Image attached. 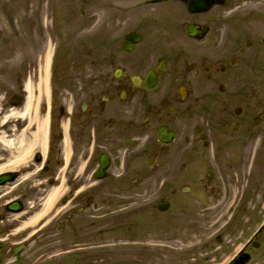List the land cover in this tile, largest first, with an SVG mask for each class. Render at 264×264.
<instances>
[{"label":"flooded vegetation","instance_id":"af4514ba","mask_svg":"<svg viewBox=\"0 0 264 264\" xmlns=\"http://www.w3.org/2000/svg\"><path fill=\"white\" fill-rule=\"evenodd\" d=\"M200 5L115 0V39L103 35L102 54L84 67L74 59L79 70L51 72L48 103H25L27 80L37 97L38 72L23 63L0 70V264H90L92 256L104 264L103 219H132L108 218V208L132 201L107 202L108 192H146L151 216L140 219H163L162 229L225 200L244 150L264 135V0ZM11 27L19 48L44 37L36 24L29 36L25 25ZM160 201L166 210L152 215ZM239 216L189 244L185 228L127 234L125 256L163 264L173 253L178 264H203L195 255L204 246L211 264H261L249 255L264 235L250 237L258 219L228 238Z\"/></svg>","mask_w":264,"mask_h":264},{"label":"rangeland","instance_id":"374dc122","mask_svg":"<svg viewBox=\"0 0 264 264\" xmlns=\"http://www.w3.org/2000/svg\"><path fill=\"white\" fill-rule=\"evenodd\" d=\"M114 2L115 0H0V70H14L15 68V70H17V66L23 63L27 72H43L44 56L49 49L54 47L58 48L57 55L60 57V62L56 65L58 70H79L76 69V64H72L74 59L80 60L78 61L79 66L84 67L87 56H100L102 54V52L99 51L100 47L97 41L101 40L103 35L105 40L115 39ZM18 24H21V27L23 25L26 26V34L28 36L30 35V27L36 24V28L44 29L42 31L44 37H41L39 41L35 38L30 40L29 37H27L24 48H19L20 37H14V31H11L13 29L11 26H18ZM19 31L20 27H17L15 30L16 36H18ZM49 35L51 36V42L46 44L45 40L48 39L47 37H49ZM39 55L41 56L40 59ZM72 67H74V69H71ZM254 79L258 80V77ZM256 86L258 87L257 83ZM263 127L264 124L261 128L264 129ZM236 135H241V133H236ZM255 136L256 139L251 141L248 150H244L246 157L244 165L238 168V171L234 173L233 176L229 177L230 181L226 183V185L230 184V186H227L229 190L225 200L210 199L205 205L204 203L200 204L197 210L199 214L197 219H169L171 228L165 224L166 226L164 229H162V225L158 227V224H160L163 219H147V217L144 219H136V221L140 223L139 227L133 226L128 230V233L119 230L118 225L122 223L120 219H103L104 221L102 224L105 225L106 232L102 236L101 247L106 248L105 250H101L104 252L100 254L105 261L104 264H119L122 258H126L124 256L128 253L125 252V248L123 249V247L126 246H121L120 243L132 241L127 239V234L138 235L140 232H143V230L147 232H178L181 231V228H185L184 232L186 236L189 237L192 235L193 237L187 244L193 241L199 242L203 236L212 233L217 224L227 219L230 210L229 207L234 202L232 201L233 196L236 194L239 196L241 194L240 191H243V198L246 204L243 206L244 210L238 218L240 221L235 225L236 227L234 226L228 238L236 240L240 231L245 228L244 226L249 224H246L247 220L252 224L255 222V219H261L264 215V135L262 133L257 135L256 133ZM262 138L263 141L261 145L260 140ZM236 153L238 155V152ZM192 173L193 172L190 174ZM193 191L187 195L186 202L190 203L189 199ZM106 200L107 202L108 200H134L138 201V204H140L148 201L149 196H147L146 192H108ZM236 201H238V199H236ZM138 204L134 202L127 203V205L125 204L124 206H128L124 207L125 211H127V209L135 211V208L132 207ZM194 205L195 204L191 203V208H193ZM114 208L116 207L108 208L107 212ZM178 209L179 208L175 205L173 209L171 208V212L165 215L169 216L171 213H177ZM201 209L203 211H201ZM187 211L188 213L183 215L190 217V210ZM199 211L202 212V216H200L201 213H199ZM141 213L142 212L139 211L136 212L135 215H141ZM183 215L182 218H184ZM193 220H197L199 225L191 228L192 225L190 222ZM179 221H181V223H179ZM258 243L260 249L257 251L251 249L249 255L253 259L259 258L261 260L260 263L264 264V235L258 239ZM203 247L204 246L201 248L202 253L200 255H195V257L202 258L204 261L203 264H211V260L206 254V251H209V249ZM93 250L94 248L90 249V251ZM134 256H137V254L131 256V258L127 256L130 264H161V262H157V260L138 262L137 258ZM176 259V256L171 253L169 256V263L166 261L163 264L180 263L176 261ZM88 261L90 264H102L98 257H96V259L90 258ZM61 263L65 264V262Z\"/></svg>","mask_w":264,"mask_h":264},{"label":"bare ground","instance_id":"6f19581e","mask_svg":"<svg viewBox=\"0 0 264 264\" xmlns=\"http://www.w3.org/2000/svg\"><path fill=\"white\" fill-rule=\"evenodd\" d=\"M49 57H50V53L48 51V53L46 54V57L44 59L43 74H46V72L48 70ZM43 80H46L45 76L43 78L42 77L40 78V81H43ZM32 87H33L32 83H29V82L26 83L25 89L27 90V94H28V98H27V102H26V105L27 106H29L31 103H33V101H32V98H33ZM44 89H45L44 88V85L38 86L39 95H43L45 93L44 92ZM36 122H37V127H38V129H37V132L38 133L37 134H39L41 132V130H43V127H44L43 124H44V122L41 121L40 119H37ZM236 219H237V217H236ZM233 224H232V226H233ZM261 232H264V228H262V231H260V233ZM260 233L258 234L259 237L261 235Z\"/></svg>","mask_w":264,"mask_h":264},{"label":"water","instance_id":"95a60500","mask_svg":"<svg viewBox=\"0 0 264 264\" xmlns=\"http://www.w3.org/2000/svg\"><path fill=\"white\" fill-rule=\"evenodd\" d=\"M216 1H219V2H221L222 0H216ZM161 208V207H160Z\"/></svg>","mask_w":264,"mask_h":264}]
</instances>
